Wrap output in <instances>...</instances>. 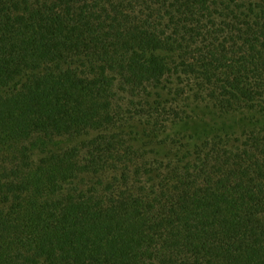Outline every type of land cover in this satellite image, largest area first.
<instances>
[{"label": "trees", "instance_id": "16d2710c", "mask_svg": "<svg viewBox=\"0 0 264 264\" xmlns=\"http://www.w3.org/2000/svg\"><path fill=\"white\" fill-rule=\"evenodd\" d=\"M0 264H264V0H0Z\"/></svg>", "mask_w": 264, "mask_h": 264}]
</instances>
